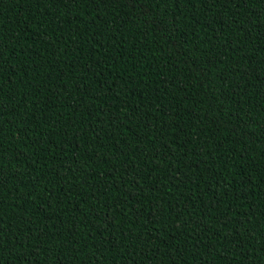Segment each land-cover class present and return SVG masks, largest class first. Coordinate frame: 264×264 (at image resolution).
<instances>
[{
	"label": "trees",
	"instance_id": "1",
	"mask_svg": "<svg viewBox=\"0 0 264 264\" xmlns=\"http://www.w3.org/2000/svg\"><path fill=\"white\" fill-rule=\"evenodd\" d=\"M0 264H264V0H0Z\"/></svg>",
	"mask_w": 264,
	"mask_h": 264
}]
</instances>
